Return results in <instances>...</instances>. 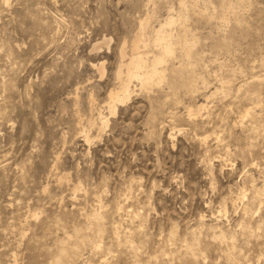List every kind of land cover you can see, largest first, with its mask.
<instances>
[{
	"label": "rangeland",
	"instance_id": "1",
	"mask_svg": "<svg viewBox=\"0 0 264 264\" xmlns=\"http://www.w3.org/2000/svg\"><path fill=\"white\" fill-rule=\"evenodd\" d=\"M197 1L0 0V264H264V0ZM180 10L191 55L109 116L121 43Z\"/></svg>",
	"mask_w": 264,
	"mask_h": 264
},
{
	"label": "bare ground",
	"instance_id": "2",
	"mask_svg": "<svg viewBox=\"0 0 264 264\" xmlns=\"http://www.w3.org/2000/svg\"><path fill=\"white\" fill-rule=\"evenodd\" d=\"M178 1L180 4L179 9H181V10L186 9V6L184 4L185 0H178ZM189 1H192V2H190V6H189L190 10L192 12L198 11L197 10L198 9L197 8L198 1L197 0H189ZM239 6L240 5L238 4L237 7H239ZM224 9H225V12L228 10H232V11L236 10L235 6H233L229 3H224ZM224 9H223V11H224ZM181 10H180V12L178 11L177 14L174 13L175 15L174 14H168L167 17L159 24L157 29L152 28L150 31H146L145 23L141 21L137 31L134 33V35L132 36V38L129 41V51L128 52H126L127 41L124 40L121 43V45L119 46V49H118V64H116L117 65L116 71H114V82H115L114 87L112 89H110L109 92L107 93L105 105L103 104L104 106L102 107L104 110H107L109 116L115 115L117 113L118 108L123 106L126 102H128L130 100V97L132 94V91H131L132 84L136 83V85H138L140 88L146 89L147 87H150L151 85H154V84L157 85V83L161 82V80L164 78V72H166V70H167V69H163L162 66L169 60V58H172L175 55L176 45H180L179 48H180L181 53L185 54L186 56L191 55L192 48H190V46H189L190 44L188 43L189 41L186 38L188 32L185 29V27L182 25L183 19H185V14H182ZM185 11H188V10L186 9ZM215 12H217V11H215ZM183 13H185V12H183ZM203 13H204L203 11L200 12V14H202V16L204 15ZM221 13H222V11L220 12V14ZM232 14L234 15L235 13H232ZM225 15H227V14H225ZM236 16H237V14H236ZM205 17H206V14H205ZM146 23H148V22H146ZM175 25H180V27L182 28V30L180 28L181 32H177V33H173L174 31L172 32V29ZM107 43H108V41L106 39H102L101 43H99V44H107ZM150 43L152 44L153 47H155V50H156V52L153 53L151 56L148 55L149 51H145L147 49H150L149 48ZM99 44H97L93 50L98 49ZM92 66L100 72V77H102L104 74L103 73L104 64L102 62H100V63L94 64ZM170 73L174 76V75L179 74L180 72L178 73L177 69L172 68V69H170ZM165 76H166V74H165ZM181 76L178 75V77H181ZM181 78H183V77H181ZM187 79L188 78H186V80ZM192 79H193V82H196L195 78H192ZM186 80H185V82L181 81L182 83L184 82L183 85L184 84L186 85L189 82V81L186 82ZM189 83L192 84L191 81ZM188 84L186 86H188ZM193 85H195V83ZM220 85H221V83H220ZM225 89H223V92ZM195 90H197V89H195ZM217 90L218 89L216 88V91ZM190 92H192V91H190ZM213 94H215V93H213ZM213 94H211V95H213ZM75 105H76V103H75ZM204 108H205L204 104H199L197 106L198 111H200ZM245 114H248V112H246ZM188 115L189 116L192 115L190 110H188ZM87 124H88L87 129L93 128L94 125L95 126L97 125L98 129H102V128L107 127L108 119H106L102 115V113L100 111H98V113H97V124H95L94 121H92V120L91 121L88 120ZM86 132L88 133V131H86ZM87 133L83 137L84 141L86 143L89 142V137H88L89 134H87Z\"/></svg>",
	"mask_w": 264,
	"mask_h": 264
}]
</instances>
